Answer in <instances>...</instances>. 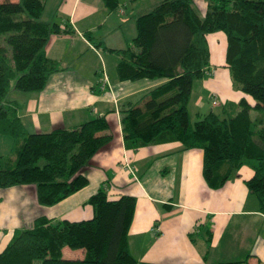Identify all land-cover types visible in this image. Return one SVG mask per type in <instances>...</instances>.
I'll return each instance as SVG.
<instances>
[{"label":"trees","instance_id":"16d2710c","mask_svg":"<svg viewBox=\"0 0 264 264\" xmlns=\"http://www.w3.org/2000/svg\"><path fill=\"white\" fill-rule=\"evenodd\" d=\"M111 9L120 0H103ZM194 0H159L136 15L135 35L118 52L119 80L164 78L134 103L120 110L124 146L137 149L178 141L203 152L202 175L219 188L242 165L252 170L245 181L264 214V0H206L204 13ZM44 0H0V135L13 141V164L0 156V188L33 184L37 202L52 206L88 184L83 173L92 156L112 136L105 115L73 127L28 132L18 115L20 104L7 98L11 89L44 88L60 69L45 45L52 33L71 32L66 23L42 19ZM226 37L225 65L232 86L245 95L224 104L222 115L209 111L190 121L188 102L193 80L210 63L207 35ZM88 219L34 220L14 231L0 252V264H159L139 261L129 249L128 230L136 198L110 199L103 187L86 202ZM82 250L66 258L62 249ZM209 264H245L244 261Z\"/></svg>","mask_w":264,"mask_h":264},{"label":"crops","instance_id":"0c3cea01","mask_svg":"<svg viewBox=\"0 0 264 264\" xmlns=\"http://www.w3.org/2000/svg\"><path fill=\"white\" fill-rule=\"evenodd\" d=\"M194 2L204 13L206 0ZM44 4L42 19L58 21L60 27L69 23L73 31L50 35L45 51L60 69L50 74L44 88L24 93L23 100L13 98L20 104L18 115L26 131L73 127L105 115L108 127L103 134L112 138L85 167L88 184L55 205H39L33 184L0 188V252L15 230L32 227L38 217L90 218L93 211L86 202L103 187L110 199L123 194L136 198L128 243L139 261L264 264V214L245 185L253 173L250 167L240 166L221 187L210 188L202 175L199 148L184 149L178 141L137 149L124 146L120 110L165 80L118 79L120 55L112 49L131 41L139 12H127L126 0L114 9L103 0H44ZM207 39L210 63L198 81L195 102L203 106L205 93L211 99L220 97L225 105L236 102L245 94L232 86L225 65V34L211 32ZM106 63H114V73L105 72ZM194 87L195 79L190 98Z\"/></svg>","mask_w":264,"mask_h":264},{"label":"rangeland","instance_id":"374dc122","mask_svg":"<svg viewBox=\"0 0 264 264\" xmlns=\"http://www.w3.org/2000/svg\"><path fill=\"white\" fill-rule=\"evenodd\" d=\"M127 1V7H124L127 9V12L131 11H137L139 13L146 12L151 8V3L154 2L155 0H132L130 4V0ZM155 4V3H152ZM195 5V4H194ZM197 10L201 13V9L195 5ZM138 13V14H139ZM100 66V65H98ZM106 69L105 72L107 73H114V63H106ZM101 67H99V72L101 73ZM204 78V77H203ZM201 78H196L195 79V87H194V92L191 98L189 99V102L187 104L188 110H189V117L190 121L193 122L195 119L198 118V116H201L209 111H214L220 115H222V110L224 106L223 100L218 97V96H213L212 99L209 97V94L205 93L204 94V99H203V106H198L196 104V96H197V89H198V81H200ZM208 79V77H206ZM24 93L25 91H19V90H14L11 89L9 93L7 94V98H17L19 100H23L24 98ZM0 156H2L3 163H10V165L13 164V160L15 158V151L13 150V141L10 137L7 136H1L0 135ZM255 199V198H254ZM62 254L66 258H75V257H81L83 255L82 250H72L69 247H64L62 249ZM34 264H40L39 262H35Z\"/></svg>","mask_w":264,"mask_h":264}]
</instances>
